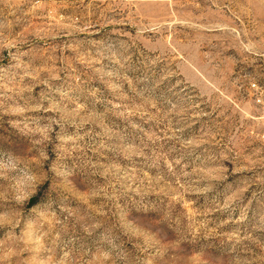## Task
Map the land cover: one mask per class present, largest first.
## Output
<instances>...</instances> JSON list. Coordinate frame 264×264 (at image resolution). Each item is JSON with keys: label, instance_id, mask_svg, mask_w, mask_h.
Returning a JSON list of instances; mask_svg holds the SVG:
<instances>
[{"label": "rangeland", "instance_id": "1", "mask_svg": "<svg viewBox=\"0 0 264 264\" xmlns=\"http://www.w3.org/2000/svg\"><path fill=\"white\" fill-rule=\"evenodd\" d=\"M0 264H264V0H0Z\"/></svg>", "mask_w": 264, "mask_h": 264}, {"label": "trees", "instance_id": "2", "mask_svg": "<svg viewBox=\"0 0 264 264\" xmlns=\"http://www.w3.org/2000/svg\"><path fill=\"white\" fill-rule=\"evenodd\" d=\"M34 203V200L31 202V205Z\"/></svg>", "mask_w": 264, "mask_h": 264}, {"label": "clouds", "instance_id": "3", "mask_svg": "<svg viewBox=\"0 0 264 264\" xmlns=\"http://www.w3.org/2000/svg\"><path fill=\"white\" fill-rule=\"evenodd\" d=\"M27 198V197H26Z\"/></svg>", "mask_w": 264, "mask_h": 264}]
</instances>
